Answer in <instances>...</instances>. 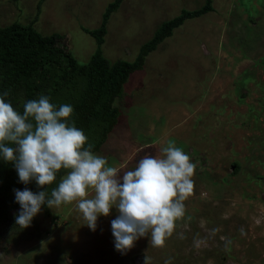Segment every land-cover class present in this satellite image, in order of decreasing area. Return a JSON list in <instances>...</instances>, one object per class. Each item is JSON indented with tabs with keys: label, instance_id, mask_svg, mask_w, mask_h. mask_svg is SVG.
<instances>
[{
	"label": "rangeland",
	"instance_id": "obj_1",
	"mask_svg": "<svg viewBox=\"0 0 264 264\" xmlns=\"http://www.w3.org/2000/svg\"><path fill=\"white\" fill-rule=\"evenodd\" d=\"M111 1L0 0V26L30 23L43 36L57 33L55 46L84 64L96 43L83 28L98 27ZM203 3L121 0L106 21L102 56L132 61L162 22ZM210 6L174 27L128 75L113 101L117 122L94 152L123 173L174 140L196 164L185 216L164 246L145 236L118 252L115 208L98 217L95 231L75 202L41 207L27 228L15 223L17 208L0 224V264H143L144 256L151 264L169 257L172 264H264V0Z\"/></svg>",
	"mask_w": 264,
	"mask_h": 264
},
{
	"label": "clouds",
	"instance_id": "obj_2",
	"mask_svg": "<svg viewBox=\"0 0 264 264\" xmlns=\"http://www.w3.org/2000/svg\"><path fill=\"white\" fill-rule=\"evenodd\" d=\"M10 94L11 90L0 93V158L13 163L20 182L27 185L34 180L45 189L36 193L28 188L14 190L20 205L15 223L27 228L42 205L52 209L75 202L85 225L95 231L98 217H107L115 208L118 215L111 221V233L118 252L126 254L145 236L153 247L162 248L176 222L185 216L184 202L194 188L196 164L190 156L169 140L159 156L146 153L134 170L121 173L92 151L93 145L71 119V105L57 109L48 96L40 95L22 101L21 114ZM61 169L65 175L49 193L45 186L56 181ZM218 230L212 229V234ZM240 231L243 235V228ZM179 238H185L183 233ZM224 239L226 246L231 244L229 238ZM143 264H151V257L144 256ZM164 264H172V258Z\"/></svg>",
	"mask_w": 264,
	"mask_h": 264
},
{
	"label": "trees",
	"instance_id": "obj_3",
	"mask_svg": "<svg viewBox=\"0 0 264 264\" xmlns=\"http://www.w3.org/2000/svg\"><path fill=\"white\" fill-rule=\"evenodd\" d=\"M120 1L112 0L106 4L98 27L92 30L83 28L96 43L94 53L84 64H78L69 51L55 46L59 39L57 33L43 36L30 23L20 25L18 22H11L0 26V93L11 90L13 107L21 114V102L38 99L40 95L48 96L50 103L57 109L63 104L71 105L74 109L71 119L77 128L83 130L88 138L87 143L93 145V152L99 150L117 122L118 115L113 101L120 95L128 75L139 70L148 52L170 35L172 29L184 19L199 16L212 9L211 0H204L196 9L181 10L158 26L151 39L140 45L132 61H109L102 56L100 44L108 16ZM234 166L236 169L237 165ZM64 174L65 170L61 169L56 181L45 186L49 193L58 186ZM25 188L34 193L45 190L38 188L34 180L27 185L20 182L13 163L0 158V224L11 221L10 211L20 208L15 202L14 190Z\"/></svg>",
	"mask_w": 264,
	"mask_h": 264
}]
</instances>
